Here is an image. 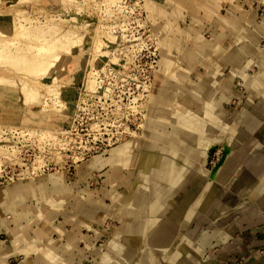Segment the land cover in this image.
Returning <instances> with one entry per match:
<instances>
[{"label":"crops","instance_id":"crops-1","mask_svg":"<svg viewBox=\"0 0 264 264\" xmlns=\"http://www.w3.org/2000/svg\"><path fill=\"white\" fill-rule=\"evenodd\" d=\"M150 1L144 132L0 186V264H264V0Z\"/></svg>","mask_w":264,"mask_h":264},{"label":"rangeland","instance_id":"rangeland-1","mask_svg":"<svg viewBox=\"0 0 264 264\" xmlns=\"http://www.w3.org/2000/svg\"><path fill=\"white\" fill-rule=\"evenodd\" d=\"M147 3L152 12L150 0H0V186L72 170L96 140L144 132L162 37ZM74 118L78 135L65 138Z\"/></svg>","mask_w":264,"mask_h":264},{"label":"built area","instance_id":"built-area-1","mask_svg":"<svg viewBox=\"0 0 264 264\" xmlns=\"http://www.w3.org/2000/svg\"><path fill=\"white\" fill-rule=\"evenodd\" d=\"M156 58H157V56L154 54V58L151 59L152 63H155L157 61ZM152 67L154 68L155 65L152 64ZM147 82H150V78L147 79ZM147 86H149V83H147ZM78 128H79L78 120H77V118H74L73 124L64 133L65 138L70 139V138H72V136L78 135ZM90 128L93 129L92 125H90ZM117 143H118V141H115L113 143H109V142L105 143L104 140L98 139L95 141L96 146L91 145L90 148L87 147V150H83L80 152L81 154H83V155H81V159H84L86 157H90V156L98 154L100 152H104L105 150L111 148L112 146H114ZM93 148H94V150H93ZM220 158H221V153L219 151H216L215 154L213 155V159L211 160V162H212L211 166L216 165L218 163V161L220 160ZM2 177H3V175H2ZM1 180H3V179H1Z\"/></svg>","mask_w":264,"mask_h":264},{"label":"bare ground","instance_id":"bare-ground-1","mask_svg":"<svg viewBox=\"0 0 264 264\" xmlns=\"http://www.w3.org/2000/svg\"><path fill=\"white\" fill-rule=\"evenodd\" d=\"M154 4V3H153ZM149 5H150V3H149ZM152 5V4H151ZM155 7V6H154ZM161 24V23H160ZM152 25H153V30H154V33L155 34H159V30L161 29L160 28V25H159V23H156L155 21H153L152 20ZM4 26V25H3ZM1 27H2V25H1ZM162 27V26H161ZM2 29H5V28H2ZM6 31V30H5ZM1 37V36H0ZM62 43V42H61ZM64 43V42H63ZM160 45L162 46V43H161V41H160ZM161 48V47H160ZM70 54V53H69ZM51 59L50 60H52L53 58H57L56 56H53V57H50ZM17 59V58H16ZM19 60V59H18ZM50 60H48L49 62H48V66L50 65V67H53L52 68V70H51V72H53L54 70L53 69H55L54 67L55 66H57L58 65V63L56 64V63H54V61L52 60L51 62H50ZM38 62L39 61H37V62H33V63H31L30 65H32L31 66V68L34 66V64H38ZM61 62V61H60ZM66 63V62H65ZM39 64H40V62H39ZM64 62L62 63L61 62V65L60 66H63L64 67ZM55 65V66H54ZM153 86V85H152ZM155 88V87H154ZM63 92V91H62ZM36 95V94H35ZM44 96V95H43ZM60 98L59 99H61L63 96H59ZM39 98H40V96H39ZM39 98L37 97V98H35V103H37V104H39V106L41 105L40 103H42V100H40L39 101ZM42 98V97H41ZM38 99V100H37ZM37 101H39V102H37ZM31 105H34V104H31ZM42 106V105H41ZM149 106V105H148ZM152 107V106H151ZM148 108V107H147ZM45 110V109H44ZM149 111V110H148ZM146 118H149L148 117V114H146ZM146 120V119H145ZM148 120V119H147ZM145 128V127H144Z\"/></svg>","mask_w":264,"mask_h":264}]
</instances>
